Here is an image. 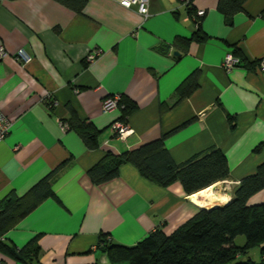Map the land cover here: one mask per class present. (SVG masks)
<instances>
[{
    "label": "crops",
    "instance_id": "obj_1",
    "mask_svg": "<svg viewBox=\"0 0 264 264\" xmlns=\"http://www.w3.org/2000/svg\"><path fill=\"white\" fill-rule=\"evenodd\" d=\"M218 1L149 0L143 19L116 0H86L81 13L57 0H0V46L7 53L0 58V110L11 123L0 142V201L10 192L23 195L61 166L53 195L3 241L20 248L39 235V264H111L97 248L101 234L125 246L156 227L169 234L199 209L226 204L256 173L264 162V72L255 62L264 55V0H245L231 24ZM200 9L205 14L196 23ZM198 27L206 39L185 44ZM20 49L29 62L16 58ZM234 49L242 62L226 71L224 57ZM93 51L99 54L86 62ZM193 73L195 87L177 101V87ZM112 95L136 104L125 139L109 128L124 103L101 110ZM71 111L101 130L95 149L62 128ZM162 134L177 163L220 150L229 177L189 195L177 181L162 187L147 180L130 163L103 183L89 179L88 169L107 151L118 154ZM202 191L219 200L204 201ZM247 202L264 203V188ZM0 264L22 263L0 253Z\"/></svg>",
    "mask_w": 264,
    "mask_h": 264
},
{
    "label": "trees",
    "instance_id": "obj_2",
    "mask_svg": "<svg viewBox=\"0 0 264 264\" xmlns=\"http://www.w3.org/2000/svg\"><path fill=\"white\" fill-rule=\"evenodd\" d=\"M76 12L81 13L86 0H57ZM245 0H219L217 9L231 24L232 16L243 9ZM199 23V21L197 22ZM206 36L198 27L187 39L204 40ZM232 55L238 57V49ZM239 63L242 59L238 57ZM257 64V60L255 61ZM195 74L184 79L176 89L177 101L195 87ZM124 103L121 119L136 109V104L128 98H120ZM67 128L75 130L88 149L97 147L101 133L88 121L80 120L71 111ZM166 134L143 143L133 149L115 154L107 151L104 157L87 171L89 179L100 184L115 178L119 167L132 164L147 180L167 187L179 182L186 194H193L229 177V167L225 155L216 148L201 151L183 162H175L166 145ZM262 144L255 147L259 151ZM61 166L49 172L33 184L23 195L10 192L0 201V253L22 264H39V235H35L25 245L17 248L1 236L13 228L45 198L53 195L52 178ZM264 188V162L257 167L254 175L243 178L234 191L233 198L222 206L199 209L191 218L175 230L166 234L162 227H156L142 240L132 246L114 244L105 234L99 236L97 248L107 254L111 264H264V203L248 204V199ZM244 236L245 243L236 246L237 236ZM259 247L261 261L255 262L246 256L249 249Z\"/></svg>",
    "mask_w": 264,
    "mask_h": 264
},
{
    "label": "built area",
    "instance_id": "obj_3",
    "mask_svg": "<svg viewBox=\"0 0 264 264\" xmlns=\"http://www.w3.org/2000/svg\"><path fill=\"white\" fill-rule=\"evenodd\" d=\"M120 5L127 8H134L142 17L146 19L149 15V0H116ZM192 0H182L184 5H189ZM205 14L204 9L196 10L194 14V21L197 23L199 18ZM99 54V51L90 52L86 57V62L93 61L96 56ZM7 55L6 51L0 46V58H3ZM16 58L22 61L23 63H27L30 61L31 57L23 50L20 49ZM239 64V59L232 55V53H227L224 57L223 67L226 71H229L233 66ZM257 67L260 71L264 72V55L261 56L257 60ZM120 95H112L107 96L102 100L101 110L103 112H110L115 110L118 107V100ZM55 104V102H51V105ZM10 122L6 119L4 114L0 110V142L4 140L5 136L9 132ZM62 128H67L66 124L61 125ZM113 135L119 139H125L132 130L128 127L126 122L122 121H114L109 126Z\"/></svg>",
    "mask_w": 264,
    "mask_h": 264
},
{
    "label": "rangeland",
    "instance_id": "obj_4",
    "mask_svg": "<svg viewBox=\"0 0 264 264\" xmlns=\"http://www.w3.org/2000/svg\"><path fill=\"white\" fill-rule=\"evenodd\" d=\"M234 243L236 246H242L245 243L244 236H241V235L237 236L234 240ZM246 256H249L255 262L261 261L260 254H259V247H253L249 249Z\"/></svg>",
    "mask_w": 264,
    "mask_h": 264
},
{
    "label": "bare ground",
    "instance_id": "obj_5",
    "mask_svg": "<svg viewBox=\"0 0 264 264\" xmlns=\"http://www.w3.org/2000/svg\"><path fill=\"white\" fill-rule=\"evenodd\" d=\"M203 191L201 192V197H202V199L205 201V200H207V201H218L219 199H217L215 196H213L212 194L211 195H203ZM226 198H228L229 199V197L228 196H225Z\"/></svg>",
    "mask_w": 264,
    "mask_h": 264
},
{
    "label": "water",
    "instance_id": "obj_6",
    "mask_svg": "<svg viewBox=\"0 0 264 264\" xmlns=\"http://www.w3.org/2000/svg\"><path fill=\"white\" fill-rule=\"evenodd\" d=\"M173 55H174V56H178L179 53H177V52H173Z\"/></svg>",
    "mask_w": 264,
    "mask_h": 264
}]
</instances>
